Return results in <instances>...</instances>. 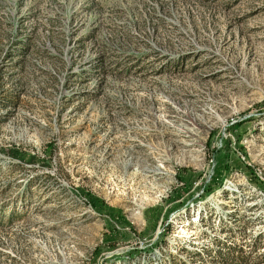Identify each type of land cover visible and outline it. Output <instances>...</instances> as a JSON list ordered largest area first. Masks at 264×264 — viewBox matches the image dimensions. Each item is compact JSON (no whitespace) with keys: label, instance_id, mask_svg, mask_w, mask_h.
Listing matches in <instances>:
<instances>
[{"label":"rangeland","instance_id":"1","mask_svg":"<svg viewBox=\"0 0 264 264\" xmlns=\"http://www.w3.org/2000/svg\"><path fill=\"white\" fill-rule=\"evenodd\" d=\"M0 264H264V0H0Z\"/></svg>","mask_w":264,"mask_h":264}]
</instances>
